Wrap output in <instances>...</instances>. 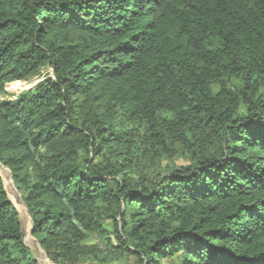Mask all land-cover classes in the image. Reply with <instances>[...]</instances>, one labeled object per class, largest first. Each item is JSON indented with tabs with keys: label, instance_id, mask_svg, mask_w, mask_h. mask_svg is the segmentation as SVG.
I'll return each mask as SVG.
<instances>
[{
	"label": "trees",
	"instance_id": "obj_1",
	"mask_svg": "<svg viewBox=\"0 0 264 264\" xmlns=\"http://www.w3.org/2000/svg\"><path fill=\"white\" fill-rule=\"evenodd\" d=\"M0 163L54 263L264 264V0H0Z\"/></svg>",
	"mask_w": 264,
	"mask_h": 264
},
{
	"label": "rangeland",
	"instance_id": "obj_2",
	"mask_svg": "<svg viewBox=\"0 0 264 264\" xmlns=\"http://www.w3.org/2000/svg\"><path fill=\"white\" fill-rule=\"evenodd\" d=\"M48 73L51 74V70H43L41 75L35 76L29 80H25V81H20L23 83H29L32 81V85H37L40 81H42L43 79H45V75H47ZM12 84V82L8 83L6 85V89L9 93L8 96L6 97H2L6 98V99H13L15 95L25 91L26 89H24L25 87L23 86V88H17V89H11L10 85ZM29 88V87H28ZM27 88V89H28ZM177 164H182L185 163L184 161H182L181 159L176 160ZM0 176L3 179L4 182V186L5 189L8 193V196L10 198V200L13 202V204L15 205V207L17 208L19 215H20V219L22 222V227H23V231L25 234V244L30 248L33 256L38 260V262L40 264H57L54 263L53 261H51L45 251L41 248L40 244L38 243V241L35 239V237L32 235V219L29 215L28 209L26 207V205L23 203L21 196L19 194V192L17 191L11 176H10V171L7 167H5L4 165H2L0 163ZM134 260V258L132 257H128L126 260L122 261V260H115L112 261L108 264H125V263H132ZM82 264H89L88 262L82 263ZM164 264H181V260L177 257H174L172 259H165L164 260Z\"/></svg>",
	"mask_w": 264,
	"mask_h": 264
},
{
	"label": "bare ground",
	"instance_id": "obj_3",
	"mask_svg": "<svg viewBox=\"0 0 264 264\" xmlns=\"http://www.w3.org/2000/svg\"><path fill=\"white\" fill-rule=\"evenodd\" d=\"M32 85V81L29 82V83H23V82H20V81H15V82H12V84L10 85V88L11 89H19V88H23V86L25 87L24 89H27L28 87H30Z\"/></svg>",
	"mask_w": 264,
	"mask_h": 264
},
{
	"label": "water",
	"instance_id": "obj_4",
	"mask_svg": "<svg viewBox=\"0 0 264 264\" xmlns=\"http://www.w3.org/2000/svg\"><path fill=\"white\" fill-rule=\"evenodd\" d=\"M34 87V85H31L28 89H31V88H33Z\"/></svg>",
	"mask_w": 264,
	"mask_h": 264
},
{
	"label": "built area",
	"instance_id": "obj_5",
	"mask_svg": "<svg viewBox=\"0 0 264 264\" xmlns=\"http://www.w3.org/2000/svg\"><path fill=\"white\" fill-rule=\"evenodd\" d=\"M51 70V73H52V68H49Z\"/></svg>",
	"mask_w": 264,
	"mask_h": 264
},
{
	"label": "clouds",
	"instance_id": "obj_6",
	"mask_svg": "<svg viewBox=\"0 0 264 264\" xmlns=\"http://www.w3.org/2000/svg\"><path fill=\"white\" fill-rule=\"evenodd\" d=\"M52 74V73H51Z\"/></svg>",
	"mask_w": 264,
	"mask_h": 264
}]
</instances>
